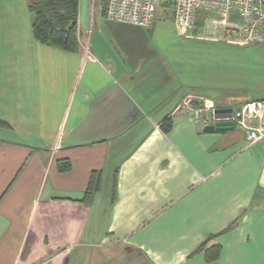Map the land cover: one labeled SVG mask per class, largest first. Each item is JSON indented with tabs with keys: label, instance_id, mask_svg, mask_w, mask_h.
<instances>
[{
	"label": "crops",
	"instance_id": "1",
	"mask_svg": "<svg viewBox=\"0 0 264 264\" xmlns=\"http://www.w3.org/2000/svg\"><path fill=\"white\" fill-rule=\"evenodd\" d=\"M95 1L64 51L34 38L27 0H0V264H264V141L195 126L204 99L264 95L212 82L210 49L169 60L141 36L154 22H109Z\"/></svg>",
	"mask_w": 264,
	"mask_h": 264
},
{
	"label": "built area",
	"instance_id": "2",
	"mask_svg": "<svg viewBox=\"0 0 264 264\" xmlns=\"http://www.w3.org/2000/svg\"><path fill=\"white\" fill-rule=\"evenodd\" d=\"M159 7L171 9L173 22L181 34L194 25L197 11L205 10L220 16L214 23L222 26L227 41L264 42V0H107L104 17L109 22L148 27ZM198 116L202 124L218 120L214 105L205 99ZM228 119L245 128L247 144L264 141V98L243 102ZM247 119L255 124H248Z\"/></svg>",
	"mask_w": 264,
	"mask_h": 264
},
{
	"label": "rangeland",
	"instance_id": "3",
	"mask_svg": "<svg viewBox=\"0 0 264 264\" xmlns=\"http://www.w3.org/2000/svg\"><path fill=\"white\" fill-rule=\"evenodd\" d=\"M95 2L97 8L98 0ZM99 6L101 8L100 4ZM162 11L170 15L162 16ZM203 14L210 19L220 18L216 13L199 10L197 19L202 20ZM170 16V8L159 7L154 28L151 31H144L141 35L143 40L156 43L169 60L176 55L187 60L195 57L198 52L210 49L214 65V70H211L212 82L224 78L227 81V91L241 94L242 97L252 94L264 95V42L240 44L227 41L219 30L214 31L212 25L209 33L203 28V23H196L199 29H189L186 34H190L191 37H187L179 33ZM214 38L221 39L214 41Z\"/></svg>",
	"mask_w": 264,
	"mask_h": 264
},
{
	"label": "trees",
	"instance_id": "4",
	"mask_svg": "<svg viewBox=\"0 0 264 264\" xmlns=\"http://www.w3.org/2000/svg\"><path fill=\"white\" fill-rule=\"evenodd\" d=\"M98 1L104 14L107 0ZM27 7L31 13L32 33L37 41L64 51H76L78 49L79 32L77 19L79 0H28ZM198 13L199 11H197L196 18ZM206 16V14H203L202 20L195 19V22L203 23ZM171 124V116H165L161 122L163 131H168ZM0 127H10V125L7 121L0 118ZM98 187L99 177L91 178L85 192V199L96 191ZM219 252L220 245H212L206 250V258L209 260L216 259Z\"/></svg>",
	"mask_w": 264,
	"mask_h": 264
},
{
	"label": "water",
	"instance_id": "5",
	"mask_svg": "<svg viewBox=\"0 0 264 264\" xmlns=\"http://www.w3.org/2000/svg\"><path fill=\"white\" fill-rule=\"evenodd\" d=\"M216 117L218 120L214 122L213 124H202L201 120L199 119L198 114L196 113V130H202V131H213V130H224L227 128H231L233 122L229 120L228 118L232 114V109H215ZM227 118V119H226Z\"/></svg>",
	"mask_w": 264,
	"mask_h": 264
}]
</instances>
